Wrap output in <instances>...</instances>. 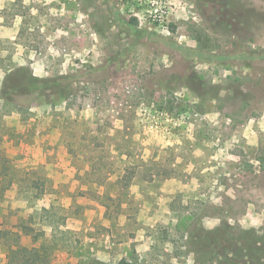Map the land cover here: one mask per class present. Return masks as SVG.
Wrapping results in <instances>:
<instances>
[{"label":"rangeland","instance_id":"1","mask_svg":"<svg viewBox=\"0 0 264 264\" xmlns=\"http://www.w3.org/2000/svg\"><path fill=\"white\" fill-rule=\"evenodd\" d=\"M215 1L0 0V89L17 68L71 79L30 106L0 92L22 185L0 227L34 224L51 264H243L187 243L264 234V0Z\"/></svg>","mask_w":264,"mask_h":264},{"label":"trees","instance_id":"2","mask_svg":"<svg viewBox=\"0 0 264 264\" xmlns=\"http://www.w3.org/2000/svg\"><path fill=\"white\" fill-rule=\"evenodd\" d=\"M225 5L230 6L231 0H227ZM231 11L230 8L225 6L227 16L230 17L232 15ZM70 82L71 79L67 74L38 77L28 68H17L5 74L0 92L4 100L14 103L16 106L24 107L30 106L37 96L41 97L43 102H49L47 97L50 93H56L58 97H64L70 87ZM259 161L261 163L260 167L264 169V155L259 158ZM6 175H8V168L2 164L0 165V198L6 190L22 187V185L11 178L6 182ZM44 187L45 185L42 181L31 180L26 186V190L31 192L33 189H37V192L33 195L39 197L43 195ZM34 231L38 232L34 224L31 223L25 224L21 229L0 227V242L5 251V264H51V256L54 250L48 251L45 240H40L36 234L32 236V242L31 240L28 243L24 242L29 239V234ZM42 235H44L43 230ZM226 242L233 247L231 250H229ZM187 243L189 249L193 251H199L201 247L208 249L211 245L223 251V257L228 253L224 251L229 250L228 254L232 256L231 259H234V262L264 264V234H258L251 230H241L239 234H233L230 231L228 232V237L225 238L220 229H216V231L198 229L197 231H191ZM122 264L127 263L122 260Z\"/></svg>","mask_w":264,"mask_h":264}]
</instances>
